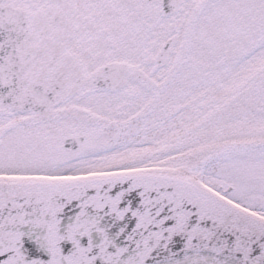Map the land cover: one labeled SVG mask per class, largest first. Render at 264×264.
I'll use <instances>...</instances> for the list:
<instances>
[{
	"label": "snow or ice",
	"instance_id": "1",
	"mask_svg": "<svg viewBox=\"0 0 264 264\" xmlns=\"http://www.w3.org/2000/svg\"><path fill=\"white\" fill-rule=\"evenodd\" d=\"M0 264H264V0H0Z\"/></svg>",
	"mask_w": 264,
	"mask_h": 264
}]
</instances>
